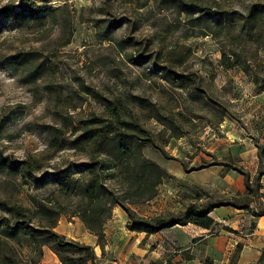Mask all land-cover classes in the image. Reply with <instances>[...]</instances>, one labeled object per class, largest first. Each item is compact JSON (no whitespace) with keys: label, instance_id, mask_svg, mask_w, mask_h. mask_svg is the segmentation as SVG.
<instances>
[{"label":"rangeland","instance_id":"rangeland-1","mask_svg":"<svg viewBox=\"0 0 264 264\" xmlns=\"http://www.w3.org/2000/svg\"><path fill=\"white\" fill-rule=\"evenodd\" d=\"M36 1L52 11L35 19L0 16V158L28 162L35 178H23L0 161V202L25 208L63 204L67 213L55 231L93 246L97 264H186L192 256L186 248L203 237L196 264H260L264 91L240 68L221 65L223 43L214 21L204 17L193 26L180 13L179 0ZM184 1L241 14L253 3H264ZM12 2L17 0H0V9ZM201 15L200 10L195 18ZM244 49L254 71L264 76V47L249 42ZM174 75L186 76L187 87H177L170 80ZM109 102L126 121L150 132L153 143H143L144 157L174 176L153 200L129 207L140 217L183 221L193 205L198 211L219 206L210 214L211 230L188 224L151 236L131 232L128 215L115 207L100 241L73 216L76 198L51 183L38 187L36 180L44 175L51 181L61 170L77 173V166L91 162L75 140L88 120L109 122ZM112 170L116 177L107 185L122 194L121 171ZM241 172L254 189L249 195ZM247 202L249 209L234 207ZM5 216L0 210V218ZM201 229L203 237L197 235ZM8 250L15 264L29 255L19 243ZM39 264L60 261L45 247Z\"/></svg>","mask_w":264,"mask_h":264},{"label":"trees","instance_id":"trees-1","mask_svg":"<svg viewBox=\"0 0 264 264\" xmlns=\"http://www.w3.org/2000/svg\"><path fill=\"white\" fill-rule=\"evenodd\" d=\"M42 2L46 3L47 0ZM177 7L193 26H199L198 23L204 17L212 19L217 31L216 37L221 38L223 43L221 65L227 69L240 68L251 76L252 82L259 91H264V76H259L254 71L252 58L248 57L244 49L249 42L257 49L264 47V3L251 4L246 14L225 10L213 11L211 8L202 9L184 0H179ZM200 10L202 15L195 18ZM51 11L52 8L39 5L36 0H17L16 3L12 2L1 8L0 16L5 19L19 17L35 19L46 16ZM203 35L209 34L204 32ZM170 80L180 88L188 85V80L183 75H174ZM108 111L111 116L109 122L101 118L88 120L85 123L84 133L75 140L78 147L83 148L84 151L88 150L92 157L91 162L77 166L79 170L77 173H72L70 169L61 170L51 176V181H47L44 175L36 180L38 187L51 183L63 194L76 198L77 204L73 208V216L78 217L100 241L104 239V226L115 207L122 208L128 215L127 229L131 232L151 236L176 225L188 224L211 230L215 221L210 214L219 206H210L198 211L199 207L193 205L185 210L183 221H169L162 216L151 219L140 217L129 207L131 204L153 200L158 194L159 186L166 179H173L174 176L157 162L144 157L143 143H153L150 132L139 124L126 121L112 102H109ZM121 127H125L127 132H122ZM55 141L57 140L54 139ZM102 155H105V158H101ZM0 161L23 178L35 179L28 162L10 163L6 158H0ZM112 169L121 171V187L126 189L122 194H116L107 185L108 179L116 177ZM241 173L246 177V189L249 195L254 192L249 175ZM76 175L79 176L75 177ZM247 194L244 195L246 199ZM250 203L247 202L244 208H239L237 204L234 207L249 209ZM0 210L8 215L0 218V264L16 263L12 260V254L8 252L9 246L15 243L23 245V248L29 252V255L18 264H39L45 247L53 251L60 264H97V255L93 246L68 240L55 231L60 217L67 213L63 204L59 206L36 204L32 208H25L11 207L0 202ZM259 216L264 217V210ZM33 221L37 222L36 227L32 225ZM259 263H264V254Z\"/></svg>","mask_w":264,"mask_h":264},{"label":"crops","instance_id":"crops-1","mask_svg":"<svg viewBox=\"0 0 264 264\" xmlns=\"http://www.w3.org/2000/svg\"><path fill=\"white\" fill-rule=\"evenodd\" d=\"M258 224H259V227H262L263 230H264V217H261L258 221ZM202 231H206V230H198L197 232V235L200 237H203L201 236V232ZM205 241L204 237L202 239H200L197 243H193L191 246H188L186 249L187 251H190L191 253V257L189 258V260H186V264H196V261H199L198 258H197V248L200 247L199 244L201 245V243H203ZM208 254H210V252H208ZM206 253V255H208Z\"/></svg>","mask_w":264,"mask_h":264}]
</instances>
